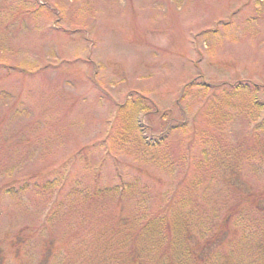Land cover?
<instances>
[{
  "label": "rangeland",
  "instance_id": "obj_1",
  "mask_svg": "<svg viewBox=\"0 0 264 264\" xmlns=\"http://www.w3.org/2000/svg\"><path fill=\"white\" fill-rule=\"evenodd\" d=\"M140 95L156 111L139 123L184 128L160 145L123 129ZM254 98L264 0H0V264H114L148 225L259 264L229 248L264 225Z\"/></svg>",
  "mask_w": 264,
  "mask_h": 264
},
{
  "label": "trees",
  "instance_id": "obj_2",
  "mask_svg": "<svg viewBox=\"0 0 264 264\" xmlns=\"http://www.w3.org/2000/svg\"><path fill=\"white\" fill-rule=\"evenodd\" d=\"M227 86L234 90H237L239 88H249L251 86V83L238 82L236 84H227ZM254 86L260 89L259 86ZM205 87L208 91L211 89L214 90L217 86L206 84ZM188 90V87L185 85L182 91V98L185 97ZM253 103L261 108L264 107V100H260L259 98H254ZM229 104H231V100L226 99L219 105H225L229 107H235L238 105L237 102L232 103V105ZM153 106H151V100L144 95H140L135 99L128 98L124 104L119 105L117 118H120L123 129L124 127L127 129H133V126L135 125V123H137L138 127L141 129V133L143 134V139L145 140L146 144L160 145L162 142L168 139L170 134H172L176 130L184 128L183 124H185L186 121L183 120L180 123L179 121L177 122L175 121V119L170 118L169 120L165 121V127L163 128V130L160 133L155 134L152 132V129H150L148 125H142V122L139 123V119H141L140 114L142 112L149 115L150 113L156 111L153 110ZM210 112L212 111L210 110ZM164 118H167L165 114ZM262 125H264V119L259 121L258 118L255 127L258 128ZM148 132L152 133V135H149L151 137L145 136ZM240 226L243 227L242 234L240 237H238L241 241L230 245L229 248H236L240 253L244 246H246L248 248V251L252 252L251 256H249V258H251L250 262L259 261V264H264V225H257L260 229L256 232V240L253 241L252 244L248 241L251 239L250 236L253 231V227H255V224L253 223L251 225L244 223ZM199 229L201 230V234H204L206 232V229H204V227ZM179 231L180 232H178L176 235L172 236V234L169 232L165 233L164 231L155 228L153 225H148L142 232L139 231L134 235L132 242L134 246L132 248V251L130 252L133 255L132 257L121 258L116 254V256L113 257V260L111 261L114 264H211V259H214L217 256L216 261H218L219 264H237V262H234L235 260L233 258H230V260L227 257H219L216 253H209L210 256L209 254H206L205 257L202 256L203 258H201L200 260L201 254H203L202 252L204 251L202 248L203 243L196 244L194 248L186 245V243L188 242L186 234L185 232H182L183 229ZM173 237L174 239H177V242H174V247L170 249V241ZM250 244L251 247H249ZM127 260H130V262H127Z\"/></svg>",
  "mask_w": 264,
  "mask_h": 264
}]
</instances>
